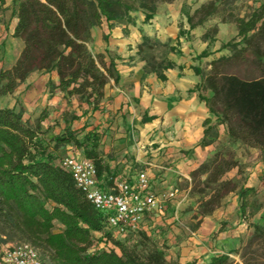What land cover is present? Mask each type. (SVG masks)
I'll return each mask as SVG.
<instances>
[{
	"label": "trees",
	"instance_id": "16d2710c",
	"mask_svg": "<svg viewBox=\"0 0 264 264\" xmlns=\"http://www.w3.org/2000/svg\"><path fill=\"white\" fill-rule=\"evenodd\" d=\"M5 3L6 0H0V12ZM140 8L145 10L147 22L154 17L158 7L156 0H18L14 9L17 25L13 36L22 39L24 46L16 63L0 70V95L12 93L32 72L55 70L59 83L50 81L51 91H63L68 104L70 97H76L98 110L106 84L111 78L117 83L120 75L113 57L108 60L104 53L91 51L88 44L92 28L101 25L103 20L134 23L130 12ZM215 11L214 1L203 4L195 13H204V16L196 23H202ZM193 17H188L192 26L195 25ZM235 21L244 46L238 49L239 42L224 43L222 48L232 47L233 54L214 60L212 72L207 75L201 67L192 66L202 76L196 89L212 91L211 97L200 92V98L217 117L214 124L211 118L205 119L201 144L215 142L219 138L218 125L226 124L230 142L258 148L264 161V2L250 18L238 17ZM154 45L166 48L165 57L160 62L146 56L141 59L146 62V71L165 80L164 72L176 66L167 57L174 46L159 40L152 44L151 37L143 35L138 54ZM249 50L261 71L259 75L244 78L218 71L217 64L246 57ZM208 55L209 51L204 50L198 58ZM69 115V110H65L63 120ZM53 139L55 145L71 144L82 149L81 153L95 164L100 178L108 171L100 136L96 132H87L80 139L70 128ZM220 154L216 152L210 161L203 162L192 172L209 173L208 179L216 183L210 198L201 203V214H211L222 205L228 192H236L240 217L248 221L253 232L247 242L233 251L242 252L244 264H264V224L249 221L262 207L258 204L254 211L250 210L258 187L223 179L227 171L239 166V161L233 152L229 158H220ZM107 181L112 186V181ZM0 222L33 244L46 264H183L168 259L164 244L160 245L147 230L117 238L108 229L106 215L86 198L72 174L60 162H55L38 131L24 120L23 112L1 106ZM223 229L222 224L220 231ZM99 233L101 240L112 246L92 251ZM186 264L198 263L195 260ZM208 264L232 262L228 253H222Z\"/></svg>",
	"mask_w": 264,
	"mask_h": 264
},
{
	"label": "crops",
	"instance_id": "0c3cea01",
	"mask_svg": "<svg viewBox=\"0 0 264 264\" xmlns=\"http://www.w3.org/2000/svg\"><path fill=\"white\" fill-rule=\"evenodd\" d=\"M182 14V2L172 0L160 4L154 17L147 22L145 10L140 8L130 12L134 23L103 20L101 25L92 28L88 44L91 51L104 53L108 60L113 57L120 78L117 83L111 78L106 84L100 108L92 117L76 112L80 119L74 121L73 129L87 121L88 129L96 127L102 132L101 148L108 166L102 179L112 177V182L109 180L112 185L122 178L134 182L137 173L144 169L155 183L157 192L172 190L177 179L188 177L191 170L216 151L215 142L201 144L205 119L211 118L214 124L217 117L201 100L200 92L211 97L212 91L196 89L202 76L192 68L193 65L202 68L200 61L206 58H198V55L209 44L202 37L207 21L195 22L192 26L188 16ZM16 25L17 19L11 22L5 34L0 30V44L7 43V56L0 60V70L11 68L23 49V40L13 36ZM143 35L174 46L167 57L176 66L164 72L167 79L162 80L156 73L146 71V62L138 54ZM221 47V40L214 42L212 59L223 55L219 51ZM50 81L59 83L55 70L32 72L12 93L0 95L4 99L0 106L22 111L24 120L30 124L40 122L43 130L56 119L62 123L63 112L70 108L63 91H51ZM218 131L220 138L227 137L223 124L218 125ZM69 147L68 153H74L73 146ZM248 169L249 186L264 187V161L260 158ZM201 218L197 229L190 230L192 236L176 235L171 229L163 236L158 235L164 238L162 241L167 239L170 246L168 259L183 264L195 260L199 264H208L214 256L239 247L241 237L252 230L239 216L238 195L228 196L222 207ZM173 219L164 222L160 215L155 216L149 222V233L155 234L159 227L167 229ZM221 221H230L222 231ZM171 226L181 231L175 224ZM215 232L218 234L213 237Z\"/></svg>",
	"mask_w": 264,
	"mask_h": 264
},
{
	"label": "rangeland",
	"instance_id": "374dc122",
	"mask_svg": "<svg viewBox=\"0 0 264 264\" xmlns=\"http://www.w3.org/2000/svg\"><path fill=\"white\" fill-rule=\"evenodd\" d=\"M18 0H6V3L0 12V30L3 34L8 32L9 26L13 20L17 19V17L14 14V9L17 4ZM179 2H182V12L189 16L193 17V22H198L200 18L204 16V13H198L196 14V10L200 8L203 4H208L211 1H214L216 3V11L207 16L204 20H206V32L202 36L203 39L209 42L206 50L209 51V55L205 56L204 61H200L202 65V69L204 71V74L207 75L212 72V62L216 59H212V53L211 51L214 47V42L221 40L222 45L227 42H239L238 49L244 46V42L242 38L238 35V25L235 21L238 17H245L250 18L252 14L255 12L257 7L261 5L264 0H178ZM162 0H156L157 7L162 4ZM158 9V8H157ZM182 14L184 17L185 15ZM152 44L156 40L161 41L158 38H151ZM162 42V41H161ZM164 43V42H163ZM169 45L168 43H166ZM216 44V43H215ZM264 49V44H263ZM219 51H221V54L230 56L233 54L232 47L227 48H220ZM166 55V48L160 46V45H154L152 49H145V51L139 55L140 58L142 56H146L149 59H154L157 62H160L163 57ZM7 56V43L3 42L0 44V60H3ZM222 56V55H221ZM200 58V57H199ZM219 58V57H218ZM264 60V58H263ZM254 56L252 54V51L249 50L246 52V57L241 58H235L234 60H231L229 62H221L217 64V69L219 72L222 73H232L237 74L244 78H251L254 76H257L260 74V69L256 66V64L253 62ZM3 69V68H2ZM110 81V80H109ZM65 98V97H64ZM71 103H67V107L70 108L69 112L70 115L67 117L66 120H63L62 123L59 122L58 119H56L55 123L50 125L48 129L43 130L42 126L40 125V122H33L29 123L34 129H36L39 133V137L42 138L43 142L48 147V152H50L55 157V162L59 163L61 158L67 154L71 150L69 146H73V152H82V149H78L76 146L71 144H63V145H55V141L53 137L57 134L62 133L64 130L72 129L75 130L78 137L80 139L84 138V135L87 132H96L100 136V141L102 144L103 134L101 131H99L96 127L88 129L90 126L87 121L80 125V127H76V129H73V123L76 120L80 119V116L76 114V112H83V115H88L90 117L93 116V113L96 111L93 109V105L89 104L87 102H80L76 97H70ZM4 101L3 98L0 97V104ZM74 116H77L74 118ZM226 128L227 134H228V126L226 124H223ZM216 145V152H221L220 158H229L230 152L234 153L235 158L239 161V166L234 167L227 171L223 179H229L232 180L234 183L238 185L250 184L249 175H250V169H248L249 166L254 165V163L261 158L260 151L256 147H251L245 144L241 143H232L228 139V135L226 138L222 137L215 141ZM102 149V148H101ZM103 150V149H102ZM215 153L205 159L203 162L210 161ZM262 159V158H261ZM202 162V163H203ZM202 163H200L195 169L191 170L189 172L188 177H183L182 180L177 179V185H175V188H178V192L175 194V196H169V192L171 190H162L158 193L162 194V205H163V213L159 214L161 216V220L166 222L167 219L174 218L172 223L167 224V229H163L162 227H159L158 231L154 232L153 237L160 243V245L165 246V250L167 255L169 254V248L170 246L166 243L167 239L165 241H162L164 238H159L158 235H162L164 232H167L168 229H171L172 232H174L176 235H187L192 236V233L190 230H196L197 227L200 225L202 218L204 215L201 214L202 207L201 203L203 201H206L210 198L211 194L214 192V187L216 186V183L212 182L210 179H208V174L204 171H199L197 174H192L194 170H196ZM178 194H181L180 196H177ZM237 193L232 191L228 192L224 198L222 199V207L225 204L226 198L234 197ZM253 207L250 208V210L254 211L255 206L258 204H262V207L255 211L252 217H250L249 221H252L254 219V216L257 215L259 212L260 215L255 216L254 221L252 222H258L264 224V187L258 186V194L254 196L253 198ZM220 207L216 208L215 210L219 209ZM214 210V211H215ZM214 211L211 213L213 214ZM209 214V215H211ZM206 216V215H205ZM240 216V213H239ZM242 219V218H241ZM243 220V219H242ZM248 223V221L243 220ZM221 224H223V228L227 227L230 221H221ZM175 224L177 228H179L181 231H176L171 225ZM250 228V227H249ZM156 229V228H155ZM252 229V228H250ZM155 231V230H154ZM253 232V229L250 233H245L241 239H240V246H242L243 243L247 242L250 238L251 234ZM218 233L215 232V237ZM101 234H97L98 240L95 242V247L92 249V251L99 250L98 246H101L103 244V240H101ZM24 241L21 234L19 232H16L12 230L10 227L5 226L4 223L0 222V256L2 254V251L6 249L7 247L11 246L12 244H16L18 242ZM237 247V248H239ZM237 248H232L231 250H228L227 253L230 255V260L232 264H244V259L242 257V252L236 253L233 250ZM198 262V261H197ZM199 264V263H198Z\"/></svg>",
	"mask_w": 264,
	"mask_h": 264
},
{
	"label": "built area",
	"instance_id": "2783aa9c",
	"mask_svg": "<svg viewBox=\"0 0 264 264\" xmlns=\"http://www.w3.org/2000/svg\"><path fill=\"white\" fill-rule=\"evenodd\" d=\"M60 165L72 174L76 185L91 204L106 215L108 229L117 238H124L139 230L149 232L150 220L163 213L162 194L155 190V183L144 169L137 173L134 182L122 178L110 186L107 179L111 181L113 178H100L95 164L79 151L63 156ZM177 192L178 188H174L168 195L175 196ZM111 246V243L103 242L98 248L109 249ZM0 264L46 262L33 244L21 241L2 251Z\"/></svg>",
	"mask_w": 264,
	"mask_h": 264
}]
</instances>
